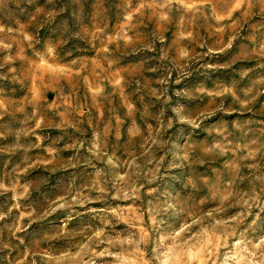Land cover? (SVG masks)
<instances>
[{
    "label": "rangeland",
    "instance_id": "obj_1",
    "mask_svg": "<svg viewBox=\"0 0 264 264\" xmlns=\"http://www.w3.org/2000/svg\"><path fill=\"white\" fill-rule=\"evenodd\" d=\"M0 264H264V0H0Z\"/></svg>",
    "mask_w": 264,
    "mask_h": 264
}]
</instances>
